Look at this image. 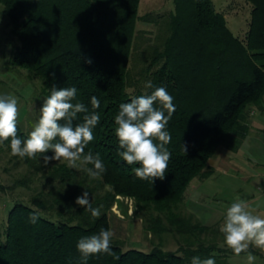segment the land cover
<instances>
[{"label": "trees", "instance_id": "obj_1", "mask_svg": "<svg viewBox=\"0 0 264 264\" xmlns=\"http://www.w3.org/2000/svg\"><path fill=\"white\" fill-rule=\"evenodd\" d=\"M139 1L0 0V14L16 41L10 63L38 77L45 98L52 87L74 86L77 101L90 112L91 97L100 100L95 109L100 121L85 152L98 153L106 168L93 180L64 163L44 166V154L20 158L11 154L10 141L0 144L14 166L29 169L8 184L0 180V192L29 190L37 173L48 186L32 193L28 202L15 193L20 199L8 210L0 232V264H81L78 241L101 228L110 230L108 212L119 196L131 198L135 211H143L148 232L159 237L166 231L178 233V246L165 250L158 243L145 252L111 241L119 259L101 253L90 256L87 264H191L194 256L226 264L228 254H235L218 242L223 237L219 229L192 213L178 216L191 180L213 174L209 160L221 149L237 152L249 133L251 110H264V0H245L251 8L243 38L232 33L212 0L176 1L168 34L141 72L145 82L165 87L175 106L166 125L172 136L168 170L164 179L153 183L137 178L132 168L139 165L130 166L118 155L122 150L115 135L120 104L154 90H127L135 26L146 19L138 14ZM83 115L78 114L74 126ZM17 135L28 137L18 123ZM84 191L92 207L100 208L99 217L75 203ZM35 213L39 218L31 223L29 217Z\"/></svg>", "mask_w": 264, "mask_h": 264}, {"label": "clouds", "instance_id": "obj_2", "mask_svg": "<svg viewBox=\"0 0 264 264\" xmlns=\"http://www.w3.org/2000/svg\"><path fill=\"white\" fill-rule=\"evenodd\" d=\"M144 87L154 90L120 104L114 119L115 135L122 150L118 155L130 166L139 165L132 168L137 178L153 183L156 178L164 179L168 170L171 152L167 145L172 136L166 130V125L175 112V106L173 96L165 87H154L151 81L145 82ZM90 103L91 112L84 103L77 101V88L74 86L52 87L33 129L27 139L22 140L17 135V99L11 95H0V144L10 141L13 156L35 159L37 154H44L41 157L44 166L51 161L66 162L68 167L86 172L90 179H98L105 173V165L98 153H86L85 148L94 140L93 130L100 121V115L95 111L100 107V100L92 96ZM157 103L159 108L155 106ZM78 114H84L82 122L74 126ZM182 148L186 154V146L182 145ZM49 150L54 154L46 155ZM75 203L90 211L93 217L101 214L100 208L92 207L88 191L78 196ZM38 218L39 213L29 217L31 223H36ZM220 231L224 235V243L237 256L246 252L250 245L264 250V217L253 214L244 200L237 199L227 207ZM113 235L111 230L101 228L98 233L81 238L77 243L81 264H87L90 256L101 253L115 256L110 247ZM115 258L119 259L118 256ZM255 259L249 254L248 264H253ZM191 264L216 262L213 258L194 256Z\"/></svg>", "mask_w": 264, "mask_h": 264}, {"label": "rangeland", "instance_id": "obj_3", "mask_svg": "<svg viewBox=\"0 0 264 264\" xmlns=\"http://www.w3.org/2000/svg\"><path fill=\"white\" fill-rule=\"evenodd\" d=\"M176 1H139L138 14L146 16V19L139 20L135 26L134 44L129 61L130 86L127 88L129 93L134 92L135 89L144 88L145 81L141 75L142 69L146 66V60L152 55L153 50L160 47L167 36L168 18L170 14L175 12ZM212 2L215 10L224 16L226 25L232 33L239 38H243L248 29L250 4L245 0H212ZM6 23L7 19L0 14V95H11L17 99L19 110L17 123L28 136L39 118V110L43 105L45 95L42 93L41 81L38 77H32L27 71L10 63L9 59L16 41L9 35V27ZM258 135L264 139V134ZM222 151L225 150L221 149L220 152ZM245 152L250 158V164L254 165L255 162H259L254 155ZM54 163L66 164V162L59 161H54ZM27 170L29 169L23 164L14 166L13 161L12 163L9 161V154L6 149L0 146V180H3L4 184H8L13 179L24 177L28 173ZM40 175L41 173H37L36 178L29 183V190L18 187L15 193H21L19 197L28 202L32 193L40 189L45 191L48 186L42 185L39 179L41 178ZM239 177V175L230 176L215 173L201 181L197 178L192 179L185 191V200L180 205L178 217L183 218L192 213L202 223L217 230L218 225L207 224L209 222H206V214L203 213L199 216L197 213H193L189 209V204L192 200L201 201L204 205L214 206L218 211L223 212L228 207L227 202L235 200L233 198L234 193H230L227 189L231 185L240 184L241 179ZM3 193L0 192V232L6 225L8 210L15 200L20 199L15 193ZM143 218V211H135L131 198L116 197V202L108 212L110 230L114 233L111 241L120 243L123 249L134 248L145 252L151 250L158 243L165 250H174L178 246V233L166 231L159 237L144 228ZM162 223L164 225L168 224L165 220ZM218 242L220 243V241ZM247 256L234 255L228 257L229 259L226 258V264H248ZM260 262L259 257H256L253 264H259Z\"/></svg>", "mask_w": 264, "mask_h": 264}, {"label": "crops", "instance_id": "obj_4", "mask_svg": "<svg viewBox=\"0 0 264 264\" xmlns=\"http://www.w3.org/2000/svg\"><path fill=\"white\" fill-rule=\"evenodd\" d=\"M249 117L250 130L240 149L237 152L225 150L218 153L217 156L209 160V165L214 169L213 174L218 173L240 176L241 183L231 185L228 187L229 189H227L230 193H234L233 198L235 199L227 202L228 206L237 199L244 200L249 205V210L253 211V214L264 217V139L258 135L264 134V110L261 111L253 108ZM243 148L249 155H254L259 162H255L254 165L252 163L250 164V158ZM189 205V209L193 213H197L199 216L203 215V213L206 214V222H209L207 224L212 223V225H218L220 231V227L225 220L227 208L221 212L214 206L209 207L204 205L201 201L193 200ZM218 241H220V244L223 245L224 248L230 249L224 243V235L221 238L219 237ZM249 254L259 257L261 261L259 264H264V250L250 245L246 252L240 253V255ZM228 255L232 257L236 254L229 253Z\"/></svg>", "mask_w": 264, "mask_h": 264}]
</instances>
